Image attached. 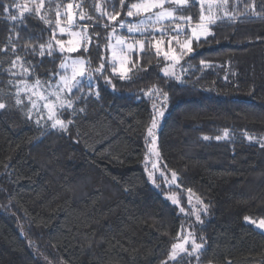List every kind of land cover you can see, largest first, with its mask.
I'll use <instances>...</instances> for the list:
<instances>
[{
	"label": "trees",
	"instance_id": "1",
	"mask_svg": "<svg viewBox=\"0 0 264 264\" xmlns=\"http://www.w3.org/2000/svg\"><path fill=\"white\" fill-rule=\"evenodd\" d=\"M69 3L75 13L93 17L79 21L92 25L89 34L99 33L88 52L70 55H83L92 67L103 56L111 73V28L102 27L108 18L96 9L99 4L103 10L105 0H45L41 15L50 7L48 16L54 19L57 5L62 13ZM253 3L259 17L252 13ZM113 7L120 11L119 0H111L107 11ZM229 10L237 19L218 20L206 39L192 37L187 26L172 40L176 33L170 21L144 35L117 30L115 35L146 41L145 48L132 52L129 79L113 77L114 90L103 80L95 81L99 99L92 95L76 104L86 112L71 117L75 123L68 133L45 134L26 120L6 95L12 91L9 77L0 72V97L9 105L0 110V264H161L171 245L189 230L206 238L199 262L183 255L169 264H264V233L243 221L245 215L264 217V148L245 136L264 142V39H258L264 37V0H245L235 8L230 0ZM200 11L193 0L183 14L191 15L194 25ZM217 14L223 16L222 11ZM118 19L135 24L141 17L128 18L125 9ZM24 25L16 28L25 38L18 45H39L52 36L51 27L35 13H25ZM12 27L0 10V48ZM188 39L193 51L184 48L187 54L179 63L166 59L163 51L157 54L159 43L179 55ZM10 58L0 53L4 67ZM27 59L42 80L61 71L58 53ZM170 63L178 70L165 76L162 71ZM153 86L170 97L156 130L159 166L168 177L170 170L179 177L169 184L155 172L160 187L148 178L147 127L153 103L159 108L162 99L155 92L145 95ZM225 129L230 138L217 141ZM198 198L209 205L206 215L200 213L203 224L196 220L202 208Z\"/></svg>",
	"mask_w": 264,
	"mask_h": 264
},
{
	"label": "snow or ice",
	"instance_id": "2",
	"mask_svg": "<svg viewBox=\"0 0 264 264\" xmlns=\"http://www.w3.org/2000/svg\"><path fill=\"white\" fill-rule=\"evenodd\" d=\"M110 2L111 0H105L103 10L101 5L98 4L96 6L101 17L106 15L108 18V23L103 24L105 29L111 28V31L108 33V46L111 44L112 37L117 33V28H127L128 33H140L144 35L154 29L155 25L162 24L165 20H168L175 24L172 31L175 32L176 35L172 36V40H176L183 32L184 27L191 25L193 22V17L191 15L183 14V10L189 4V0H135V2L119 0L120 11H117L115 7H113L112 11L108 12L107 4ZM198 3L201 7L199 19L196 21V26L191 28V33L197 40H199L201 36H204L206 39L207 35L211 34L210 26L216 24L218 20H222L225 17L232 21L237 19L234 12L229 10L230 0H198ZM244 3L245 0H232L233 8L238 4ZM76 7L79 8L81 5H76ZM245 7L247 8L248 5L245 4ZM44 8L45 0H39V4L36 3V0H32L31 7L27 3L6 4L3 0H0V10H2L4 18L11 22L13 26L10 30L11 34L7 43L3 48H0V53H4L5 56H10L11 58L6 61L7 67L3 66L5 61L0 60V72L7 73L9 77L7 83L12 91L6 93V95L12 97L13 106L23 113L26 120L33 121L45 134L52 130L68 133L70 125L75 123L71 117L86 112L85 107L77 108L76 104L81 99L87 100V98L92 95L99 99V85L95 83V81L103 80L105 85H111L114 90L115 85L112 83L113 77H118L120 80L129 79V73L132 72V67H128L125 63V58L121 57L118 71L114 62L117 58L115 52H113V62L110 65L111 73L107 70L103 56L100 57V63L96 67H92L91 61L83 55L80 57H72L70 55L72 53L88 52L89 46L93 42V37H99V33L96 32H93L91 35L89 34L88 29L92 27L91 24L79 23V21L84 20L92 21L93 17L85 12L73 13L68 11L62 14L60 5H57L55 18L51 19L48 16V12L51 11L50 7L45 10L44 15H41V11ZM67 8L72 9L73 5L69 3ZM125 9L126 17H141V19L135 24H126L125 20L118 19L121 16V11ZM251 9L253 15L257 17L260 16V13L255 11L254 3L251 5ZM14 10L16 14H13ZM218 11H222L223 16L218 15ZM25 13L29 15L35 13L40 16V19L43 20L46 25L51 27L52 36L46 43L36 45L26 42L23 45H18L17 41L25 38L21 37L20 33L16 31V28L17 26H25ZM62 15L66 19V23L64 24L61 23ZM240 15H246V13L241 12ZM98 22L99 20L97 19V23ZM57 32L60 36L67 34L70 37H78L79 39H69L65 42L63 39L58 38ZM258 39H264V37H258ZM145 42L146 41L143 40L135 41V43L139 44L141 51L145 48ZM147 42L150 43L151 41ZM171 42L172 41L169 40V45H171ZM135 43H128L123 37L116 40V44L121 46V52L135 51ZM177 43H179V41H177ZM96 46L100 47L98 41ZM184 48L187 49V53L193 51L190 46V41L186 40L181 46L179 55L173 54L170 56L167 51H164L163 55L166 59H171L179 63L182 55L187 54L183 52ZM156 51L157 54L162 51L159 43L156 45ZM56 53L61 56L59 68L62 71L49 73V78L47 80H42L35 72L36 65H34L31 60H28L27 57L29 55L39 56L41 58L45 56L54 57ZM204 63V61H201V64ZM132 66L134 67V63H132ZM69 68H71L70 75L68 73ZM164 75L174 76L175 73H169L167 69H165ZM53 77L57 78L55 84H53ZM176 78L179 79V77ZM225 79L227 80V76ZM85 87L88 89L87 93L84 92ZM73 90H76L78 94L74 95ZM153 92L162 99L159 108H157L155 102L153 103L155 112L147 127L146 144L151 145V147H149V153L157 158V160L151 164L152 171L148 172V178L156 187H160V185L156 184L155 171L160 172V176L165 179L166 183H176L179 177L175 170H170L169 178L166 171L161 169L158 163L160 153L154 147L157 143L156 130L159 127L160 119L165 115L163 109L167 106L170 97L168 92L157 89L155 86L149 89L145 95H150ZM8 107L9 105L0 97V110H6ZM65 112L69 113L68 118L64 117ZM245 136L250 142L256 141L260 144L261 148H264V142L257 140L256 137L248 135L247 133H245ZM229 138L230 134L227 129L224 130L223 135H217L215 137L217 141L227 140ZM203 139L209 140L210 137L204 136ZM146 171H148L147 165ZM177 186L179 187L178 184ZM191 191V189H188L189 193H191ZM168 199L171 200L173 205H179V200L174 196H170ZM189 203H191V196L189 197ZM198 203L202 205V208L196 212V220L200 224H203L204 221L201 219L200 213L203 212L206 215L209 205L199 198ZM180 211L184 212L182 206L180 207ZM243 221L264 233V217L253 218L245 215ZM181 240L182 242L173 243L171 245L167 258L162 260L161 264H169L170 261L177 262L183 255H187L190 258L195 256L197 262H199L200 254L206 245V238L202 235L197 237L189 230L188 235L183 236ZM188 245H190V247H188ZM228 264H231V262L229 261Z\"/></svg>",
	"mask_w": 264,
	"mask_h": 264
},
{
	"label": "rangeland",
	"instance_id": "3",
	"mask_svg": "<svg viewBox=\"0 0 264 264\" xmlns=\"http://www.w3.org/2000/svg\"><path fill=\"white\" fill-rule=\"evenodd\" d=\"M28 2H27V4H29V6L31 5V3H32V0H27ZM191 1H193V0H189V2H191ZM36 3L37 4H39V0H36ZM75 10H76V8H72V9H68L67 8V6H66V8H65V10L62 12V14L63 13H66V12H68V11H71V12H73V13H75ZM165 23H167V22H169L168 20H165L164 21ZM61 23L62 24H64V23H66V19L64 18V16L63 17H61ZM196 26V24H194V25H189L188 26V28H190V30H191V28L192 27H195ZM155 27H156V29H159V28H161V25H159V24H157V25H155ZM175 27V26H174ZM173 27V28H174ZM120 28H117V30H119ZM122 30H126L127 31V28H124V29H122ZM57 36H58V38H60V39H63L65 42H67L69 39H73V40H76V39H79L78 37H70L69 35H67V34H65V35H63V36H60L59 35V33L57 32ZM191 36L193 37V35L191 34ZM120 37H123V38H125V40L128 42V43H135V41H133V40H131L130 39V37H124V36H122L121 34H117V35H115V39H114V41L111 43V45H110V64L113 62V52H115V54H116V60L114 61L115 62V64H116V66H117V70L119 71V67H120V64H119V60H120V58L121 57H123V58H125V63H126V65L129 67V62H130V57H131V55H132V52H128V51H124V52H121V46H118L117 44H116V40L118 39V38H120ZM188 41H189V39H188ZM124 47H126V46H124ZM160 48L162 49V51L164 52V47L161 45L160 46ZM138 50H140V47H139V44L138 43H135V51H138ZM168 53H169V55L171 56V55H173V54H175V53H173V51H171V49L169 50V51H167ZM72 56V55H71ZM72 57H76V56H72ZM165 69H167V71L169 72V73H175L178 69L176 68V66H174L172 63H170V64H168V66L167 67H165L164 69H163V73H164V70ZM62 71V70H61ZM68 73H69V75L71 74V68H69L68 69ZM53 84H55V83H53ZM149 147H151V145H149ZM149 147H148V151H149ZM156 149H157V143H156V145L154 146ZM149 155L151 156L150 157V163L152 164V162H154V161H156L157 160V158L154 156V155H151L150 153H149ZM158 163H159V161H158ZM150 168H151V166H150ZM151 170H152V168H151ZM158 175H160V172L159 171H155ZM170 178V177H169ZM169 184H174V183H169ZM245 223V222H244ZM252 226V225H251ZM253 228H255L254 226H252ZM256 229V228H255ZM256 230H258V229H256ZM258 231H260V230H258ZM261 232V231H260ZM180 242H182V240H180V241H177L176 243H180Z\"/></svg>",
	"mask_w": 264,
	"mask_h": 264
},
{
	"label": "built area",
	"instance_id": "4",
	"mask_svg": "<svg viewBox=\"0 0 264 264\" xmlns=\"http://www.w3.org/2000/svg\"><path fill=\"white\" fill-rule=\"evenodd\" d=\"M102 27H103V25H102Z\"/></svg>",
	"mask_w": 264,
	"mask_h": 264
}]
</instances>
